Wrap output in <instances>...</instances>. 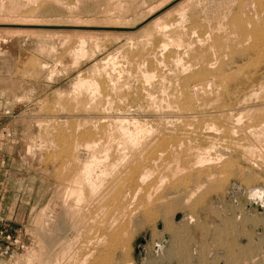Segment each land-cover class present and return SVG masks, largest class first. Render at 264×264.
<instances>
[{
	"label": "rangeland",
	"instance_id": "rangeland-1",
	"mask_svg": "<svg viewBox=\"0 0 264 264\" xmlns=\"http://www.w3.org/2000/svg\"><path fill=\"white\" fill-rule=\"evenodd\" d=\"M161 1L0 0V213L27 243L0 264H25L42 245L44 257L30 264L57 254L67 222L60 186L74 168L73 146L104 141L123 117L129 127L133 119L143 125L141 145L160 158L148 164V185L165 179L156 196L174 182L187 194L214 176L184 207L160 205L154 196L146 210L109 212L104 264H264V205L247 193L264 190V90L257 89L264 85V0H192L164 18L167 29L137 30L150 16L125 29ZM24 20L30 23H17ZM79 77L88 82L77 86ZM194 80L213 83L194 92L187 85ZM205 146L218 165L172 177L176 164H189ZM77 154L86 158L82 145ZM164 213L177 237L157 228ZM97 245L85 264L105 256Z\"/></svg>",
	"mask_w": 264,
	"mask_h": 264
},
{
	"label": "bare ground",
	"instance_id": "bare-ground-1",
	"mask_svg": "<svg viewBox=\"0 0 264 264\" xmlns=\"http://www.w3.org/2000/svg\"><path fill=\"white\" fill-rule=\"evenodd\" d=\"M172 1H174V0H163V2L161 1V2H158L157 4H155L153 6H150L149 9H147V13L142 17V19L148 18L153 13H155L157 10H159L160 8H162L163 6H165L166 4H168L169 2H172ZM191 1L192 0H178V1H176L169 8H167L163 12L159 13L158 15H156L155 17H153L149 21H147L143 26H141L137 30H139L140 32H144L149 27L155 28L159 31L167 29L166 28L167 23L164 21V18L168 14H170L171 12H176V13H178L179 11L181 12L183 10V8L185 6L187 7V5H189V3ZM181 16H182V14H181ZM181 16H180V18H181ZM28 20H29V18H28ZM26 22H27V24H28V22L30 23V21H25V20L23 22H17V23L23 24ZM12 23H16V22H12ZM77 23H75V26L82 25V24H77ZM35 24H38V23H35ZM39 24H41V23H39ZM109 24L107 26H112L111 24L110 25ZM72 25H74V24H72ZM117 26H122V25L117 24ZM123 26H124V24H123ZM125 27H126V25H125ZM178 40L179 39L177 38V41ZM164 46L165 45H163V47ZM72 52H74V51H72ZM74 54H76V53H74ZM74 62H75V60H74ZM146 75H148V74H146ZM260 75H262V74H260ZM150 76H152V75H150ZM78 79L79 80H78L77 86L84 85L85 83L88 82L84 79H80V77ZM212 83H213L212 80H206V81H202V82L200 80H198V81L194 80V81L189 82L187 84L189 87L188 86L187 87L192 89L194 92L195 91L197 92L198 91L197 89H199L202 85H205V84L211 85ZM257 89H259V91H263L264 85L259 83ZM256 94H258V92L256 93V92L252 91V97H253V95H255L256 96L255 98H258V96ZM194 95H195V93H194ZM229 98H231V97H229ZM192 100H190V101H192ZM93 107H92V109H93ZM95 107L97 108L98 106H95ZM95 107H94V109H95ZM99 107H100V105H99ZM104 109H106V108H104ZM95 110H97V109H95ZM101 110H103V109L101 108ZM100 111H98V112L100 113ZM222 113H221V115H222ZM195 114H197V113H195ZM102 116L103 115H101L100 117H102ZM119 117H121V116H119ZM125 117H127V116H125ZM239 117L240 116L236 117L235 120H239ZM115 123L116 124L112 126V127H114L113 133H110L108 135L107 134L108 131L106 133L105 131L101 130V131L105 132L104 134H107L104 141H102L103 139L102 140L100 139V141L97 140V142H95L96 140L91 139V140L85 141L83 143H76V145L73 146L74 150H75V154L72 156L74 158V159L72 158L74 160V162L72 161V164L74 163V168H72V171H71L69 177H67L66 183L64 185L62 184L60 186V195L62 196V201H63V205H64V207H63L64 216H65V218H67V222L65 223V226H64V228H62L64 231L61 228L58 229V230H62V232H61L62 234H60V236L62 238H61L60 242H57V241L56 242L59 245L61 244V247L58 250L57 254H55V256L53 258L47 257V259H45V261L43 260L44 262L42 264H68L70 261L73 262L72 264H85L87 259L88 258L90 259L91 258L90 256H92V254H94L93 253L94 248L99 243H100V245H104L103 250H104L105 256L101 257V255L103 253L101 255H100V253H97V256H95L92 261L90 260L91 261L90 264H104L105 258H108L107 257V254H108L107 251H108V244L109 243H108V235L106 237L107 233L104 234L103 228L105 227L106 222L110 220V219L107 220L108 219V213L114 211L116 213V215L117 214L121 215V213L123 215L129 211H134L132 209H137L138 207L139 208L143 207L144 210H146V206H148V205L150 206L149 202L154 203L153 197L156 196V193L160 190V186L165 179H164V176L159 177V179L157 180V183L155 185H152V184L148 185L147 181H148L149 176L154 171L152 166L154 164H156V160L159 158V156L155 160V158L153 157L154 151L153 152L150 151V153L148 151L146 152L145 151L146 146L144 145L145 146V148H144V146L141 145L143 142L141 143L139 140L140 138L138 139V135H139L138 133H140L142 130H144V127L141 123H139L138 121L133 119L131 121L132 126L129 127V126H127L128 120L125 119L124 117L123 118H117ZM102 126H104V125L102 124ZM96 132H99V130ZM92 133L94 134L95 132L93 131ZM102 133H100V134H102ZM140 134H142V133H140ZM102 136H103V134H102ZM98 142H101V143H98ZM80 145H82L83 148L86 150V156H85L86 158L85 159H83L84 157L83 158L81 157L82 159L79 158V155L77 154V150H78ZM174 146H176V145H174ZM197 146H199V145H197ZM182 147H184V146H182ZM192 148L194 149V147H192ZM192 148H190V149H192ZM209 148L208 147L205 148V150H204L205 154H203L204 151H202V152L196 151V153L194 154L192 159L190 158L191 162L185 166L180 167V165L176 164V166L172 172V177H175V175L177 173L179 174V172H181V171H185V173L188 170L193 172L194 169H197V167L203 168L204 165L213 166L214 165L213 163L217 164L218 161H221L220 157H216L215 158L216 161H215V159L213 161V158L210 157L208 154ZM171 149H173V148H171ZM198 149H199V147H198ZM74 150H73V152H74ZM194 150H192V151L195 152ZM189 151L190 150H188V152ZM175 153H176V155H178L177 152H175ZM159 155H161V154H159ZM188 155H190V154H187V156ZM216 156H217V154H216ZM150 162L152 163V166H148V164ZM202 171H203V169H202ZM190 173H188V174L186 173L187 177H188V175H190ZM199 173H201V172H199ZM213 176H214L213 172H210L208 175H206L207 178H205V176H204L205 179L203 178L204 179L203 181H205L206 179H207L206 181H208V179L213 178ZM199 177H198V179H199ZM191 180H193V179H191ZM196 180L194 179V182ZM199 181H201V180H199ZM175 183L176 182L168 184L169 186L165 187L166 189L164 190V194H162L160 196L157 195L155 197L156 200L161 201L160 205L164 201H166L165 203H167L168 207H172V206L174 207L180 203L185 204L189 201V199L192 196H194V194L196 192L201 190L203 188V185H204L203 182H198V181L196 184H192V185H194V187L193 186L191 187L189 184L191 189L189 190V192L187 191L188 193L186 194L185 186L183 185L180 187V185H179V187H178V186H175ZM186 187H188V183H187ZM161 188H162V186H161ZM188 188H186V189H188ZM248 189H249L248 190L249 192H247V193H248L249 197L252 198L253 200H259L260 203L264 205V190H261V189L255 188V187H249ZM138 196H139V199L136 201ZM179 199H182V200L180 201ZM184 204L181 207H184ZM168 207H167V209H169ZM163 215H165V216L162 217L163 218V220H162L163 226L161 227L162 232L165 233L167 231L172 235V237H177L176 235H178V234H177L176 226L172 223V220H171L172 216L170 217L165 213ZM113 216L115 217V214L112 215L111 220L114 218ZM113 220H115V218ZM191 221H193V218H192V216L189 215L187 217V222H191ZM114 222L116 224V221H114ZM244 222H245V220H244ZM108 223H111V222H108ZM113 225H112V227H113ZM62 227H63V225H62ZM112 227H110V229ZM66 228H69L71 231L72 230L76 231L75 232L76 234L74 233L75 235L69 237V235H66V232H65ZM85 228H87L86 232L83 231V229H85ZM105 228L106 229L109 228L108 224H107V227H105ZM82 231L84 233H86V236L84 235V237H83V234H82L81 235L82 240H81L80 239V233ZM97 231H101V232L97 235L96 234ZM64 232H65V234H64ZM88 234H90V235H88ZM43 236H45V235H43ZM164 241H165V239L162 238L161 244H164ZM157 245L160 246V244H155L154 249L158 248ZM79 247L81 249L83 248L82 250H84L82 255H81V252H80V254L78 253V251H81V249ZM97 247H98V245H97ZM77 248H79L80 250ZM44 250L45 249L43 248V245L40 246V248L38 250H31L26 256H24V259L26 261L25 264H30L29 262H31V260L33 258H36V259L38 258V260H42V256H43L42 254L46 253V251H47L46 250L44 252ZM77 253L80 256H77ZM148 264H152L151 261H149Z\"/></svg>",
	"mask_w": 264,
	"mask_h": 264
},
{
	"label": "built area",
	"instance_id": "built-area-1",
	"mask_svg": "<svg viewBox=\"0 0 264 264\" xmlns=\"http://www.w3.org/2000/svg\"><path fill=\"white\" fill-rule=\"evenodd\" d=\"M26 248L27 243L19 231L11 227L9 220L0 213V257L13 260Z\"/></svg>",
	"mask_w": 264,
	"mask_h": 264
},
{
	"label": "water",
	"instance_id": "water-1",
	"mask_svg": "<svg viewBox=\"0 0 264 264\" xmlns=\"http://www.w3.org/2000/svg\"><path fill=\"white\" fill-rule=\"evenodd\" d=\"M176 1L178 0H174L172 2H170L169 4H167L166 6H164L163 8H161L160 10H158L157 12H155L152 16H150V18L154 17L155 15L159 14L160 12H162L163 10H165L166 8H168L169 6H171L172 4H174ZM150 18L140 22L137 26L133 27V28H125V29H135V28H138L140 27L142 24H144L147 20H149ZM259 209H261V207H259ZM157 228L160 229L161 228V224L158 223L157 224ZM166 236H164L165 238Z\"/></svg>",
	"mask_w": 264,
	"mask_h": 264
}]
</instances>
